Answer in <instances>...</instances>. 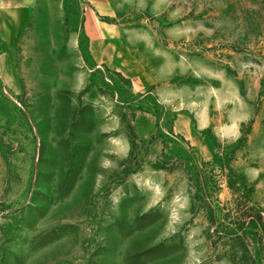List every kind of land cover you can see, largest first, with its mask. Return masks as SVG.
Wrapping results in <instances>:
<instances>
[{
  "label": "rangeland",
  "instance_id": "rangeland-1",
  "mask_svg": "<svg viewBox=\"0 0 264 264\" xmlns=\"http://www.w3.org/2000/svg\"><path fill=\"white\" fill-rule=\"evenodd\" d=\"M0 264H264V0H0Z\"/></svg>",
  "mask_w": 264,
  "mask_h": 264
}]
</instances>
